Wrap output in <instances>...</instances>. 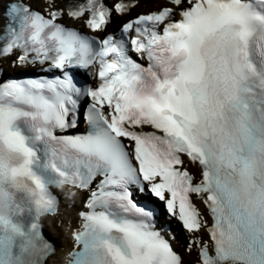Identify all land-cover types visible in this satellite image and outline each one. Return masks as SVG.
<instances>
[{
  "label": "snow or ice",
  "instance_id": "6c2138e0",
  "mask_svg": "<svg viewBox=\"0 0 264 264\" xmlns=\"http://www.w3.org/2000/svg\"><path fill=\"white\" fill-rule=\"evenodd\" d=\"M152 2L0 0V177L33 169L23 117L90 193L71 264H264V0ZM54 253L0 219V264Z\"/></svg>",
  "mask_w": 264,
  "mask_h": 264
},
{
  "label": "clouds",
  "instance_id": "9594fccd",
  "mask_svg": "<svg viewBox=\"0 0 264 264\" xmlns=\"http://www.w3.org/2000/svg\"><path fill=\"white\" fill-rule=\"evenodd\" d=\"M66 186L68 191L65 195L69 198L75 196V188L62 175L46 181L41 174L31 168L23 172L8 170L0 177V219H11L18 205L39 218L54 213L53 206L57 208L58 199L52 188L64 191ZM65 230L67 231V228ZM31 243L38 244L35 236L31 237ZM64 264H71V252L64 256Z\"/></svg>",
  "mask_w": 264,
  "mask_h": 264
},
{
  "label": "bare ground",
  "instance_id": "6f19581e",
  "mask_svg": "<svg viewBox=\"0 0 264 264\" xmlns=\"http://www.w3.org/2000/svg\"><path fill=\"white\" fill-rule=\"evenodd\" d=\"M75 208L76 206H74L73 208H68L64 206V213L62 215H59V217L47 216V227L52 231L56 232L57 236L59 237V240H61L63 243V246L60 247L57 253L53 256H50L48 264H62L67 247L73 245V240L69 235V231L68 229L67 231L65 229L68 225L67 221L72 220L73 222H75L74 220L77 217V210ZM57 221H61L62 226H59L57 224ZM194 256H196L195 252H193L191 256H186L185 259H191Z\"/></svg>",
  "mask_w": 264,
  "mask_h": 264
},
{
  "label": "rangeland",
  "instance_id": "374dc122",
  "mask_svg": "<svg viewBox=\"0 0 264 264\" xmlns=\"http://www.w3.org/2000/svg\"><path fill=\"white\" fill-rule=\"evenodd\" d=\"M60 224V221L58 222V225ZM62 226V225H61ZM49 229V228H48ZM51 230V229H50ZM53 233H54V235L56 236V238H58L59 239V237L57 236V233L56 232H54L53 231Z\"/></svg>",
  "mask_w": 264,
  "mask_h": 264
}]
</instances>
